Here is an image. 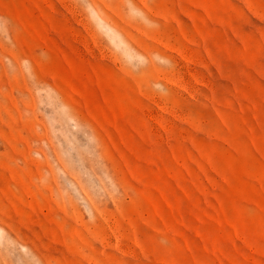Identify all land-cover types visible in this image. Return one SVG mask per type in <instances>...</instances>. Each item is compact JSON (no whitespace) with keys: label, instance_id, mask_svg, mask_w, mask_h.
Listing matches in <instances>:
<instances>
[{"label":"rangeland","instance_id":"obj_1","mask_svg":"<svg viewBox=\"0 0 264 264\" xmlns=\"http://www.w3.org/2000/svg\"><path fill=\"white\" fill-rule=\"evenodd\" d=\"M0 264H264V0H0Z\"/></svg>","mask_w":264,"mask_h":264},{"label":"bare ground","instance_id":"obj_2","mask_svg":"<svg viewBox=\"0 0 264 264\" xmlns=\"http://www.w3.org/2000/svg\"><path fill=\"white\" fill-rule=\"evenodd\" d=\"M79 18V17H78Z\"/></svg>","mask_w":264,"mask_h":264}]
</instances>
